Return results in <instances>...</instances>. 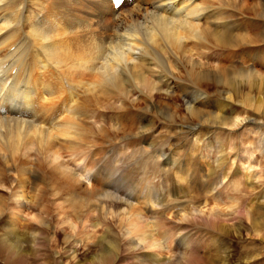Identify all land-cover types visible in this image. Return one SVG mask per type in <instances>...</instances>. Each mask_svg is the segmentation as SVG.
Masks as SVG:
<instances>
[{
    "label": "bare ground",
    "instance_id": "6f19581e",
    "mask_svg": "<svg viewBox=\"0 0 264 264\" xmlns=\"http://www.w3.org/2000/svg\"><path fill=\"white\" fill-rule=\"evenodd\" d=\"M163 84L181 87L180 94L165 90ZM211 85H217L212 93L208 89ZM192 88L198 90L191 91ZM158 96L176 103V97H180L186 104L188 118L197 123L189 132L203 141V145L190 149L179 159L188 173L186 186L193 187L191 195L188 191L174 198L171 195L174 207L169 214L178 212L173 218L186 226L180 241L197 242L199 239L188 230L196 225L210 228L215 235V244L203 254L198 248L191 249L189 241H178L182 251L175 264H233L237 243L231 239L240 242L252 238L242 228V218L247 219L253 233L262 225L264 212H256L254 199L251 203V196L245 194L259 193L254 182L261 178L263 168L257 176L250 172L252 161L244 163L239 151L225 154L223 144L233 151L238 148L232 141L235 133L227 143L215 136L212 145H216L217 160L210 166V138L214 136L210 133L223 126L234 129L242 125H254L264 133L257 117L236 115L239 106L254 108L258 113L264 110V0H124L118 8L112 0H0V187L8 191L17 183L10 200L13 208H6V200L0 198V223L9 214V222L0 225V264H61L60 260L69 258L66 247L70 243H81L91 257L76 260L74 252L66 264H129L134 255L137 261L132 264H166L161 256L170 247L158 240V234L155 236L152 231L156 223L149 219L162 221L170 202L162 206L163 202L155 201L160 193L155 197L157 193L141 194V190L135 194L134 189L126 188L121 193H128V198L135 201L131 205L113 194L120 180L117 176L113 180L119 161L113 142L142 135L151 140L160 127L146 118V113L169 121L176 113L175 107L160 108ZM116 103L119 108H115ZM132 109L139 114L143 131L133 129L135 124L129 113ZM101 110L105 115L120 110L119 118L130 120L117 127L111 118L110 124H99ZM199 128L206 129L208 138L198 137L195 132ZM152 144L145 147L149 151L139 147L130 151L125 158L129 160L124 163L127 165L121 166L122 179H134L135 173L140 174L149 165V160L157 168L161 160L164 167L176 168V158L164 155L163 149L157 151ZM261 147L264 148V140ZM248 154L253 157V151ZM83 157L85 161L79 167ZM111 162L115 163L113 167ZM40 172L49 178V191L58 202L55 209L62 221L60 227L67 226L66 232L62 230L64 247L58 253L49 247L59 243L56 236L48 241L49 207L43 205L34 224L31 217V222L26 218L22 203L32 198L26 195L29 174L36 179ZM228 193L237 196L240 203L230 205V201L218 199L230 196ZM196 201L197 206L188 207ZM139 203L141 206L137 207ZM98 209L104 215L110 210L112 216L121 217L120 224L103 229L102 237L93 243L86 242L101 225L89 213L86 222H81V216L85 210L92 215ZM68 213L72 215L70 219ZM22 220H27L29 232H21ZM201 229L197 231L200 239H212ZM143 248L153 253L143 255Z\"/></svg>",
    "mask_w": 264,
    "mask_h": 264
},
{
    "label": "rangeland",
    "instance_id": "374dc122",
    "mask_svg": "<svg viewBox=\"0 0 264 264\" xmlns=\"http://www.w3.org/2000/svg\"><path fill=\"white\" fill-rule=\"evenodd\" d=\"M241 2H243V0H241ZM244 31H245L244 25L241 23V32H244ZM155 81H158V80L155 79ZM169 85L170 84H167V85L163 84L162 87L165 90L169 91V92H176V93H179L180 94L181 87H179V88H177V87L176 88H173L170 85L171 86V88H170ZM190 88H189V90H190ZM216 88H217V85H215V86L214 85H211V86L208 87L209 92H211V93L214 92V91H216ZM176 89H177V91H176ZM185 90H187V89H185ZM193 90H198V89L192 88L191 91H193ZM191 91H187L188 94H190ZM252 94H253V96L255 95L254 92ZM243 96L244 95H241V98ZM157 98L159 100L158 106L160 108H164V106L175 107V111H176V113H174V116L175 117L172 116V119H170L171 121H169V119L166 118V117H163V120H160L155 113H146V115H148V116H146V118H150L151 122L154 123L155 126L160 127V129L158 130V132L154 135V137L151 140L148 138V136L142 135L143 137H141V138L135 137L133 139L125 140L123 142H118L117 140H115L113 142V144H115L113 146L117 147V149L115 151L118 154L117 159H119V161L117 162V166H116L115 172L116 171L120 172V174L118 172H116L117 175L114 174V176H113V178H114L113 180H115L116 178L117 179L118 178L120 179L117 182V185H116V188L117 189H115L113 191V194L119 200H121V201L123 200V201L131 204V203H135V201L131 200L132 198H128V193H125V195L122 194L124 192V190L126 188H127V190L134 189L132 191L135 194L140 193V191L142 190L141 191V194H143V193L145 194V192H146V194H147V192H152L151 194L153 196H155V194L157 193L155 197H158V194L160 193L162 196L159 194V198L155 199V201H157V202L158 201L163 202V203H160V205H162V206L165 203H167L168 201L170 202V205L171 206H170L169 209H167L165 211V215L161 218V219H163L162 221H159V220L153 219V218L152 219H149V221L151 223L152 222L156 223V227L155 228H152V231L155 234V236H156V234H158V237H157L158 240L159 241H165L167 243V246L170 247V249L163 250V256H161V259L164 260L166 262V264H175L178 261V259L176 258V257H178V253H180V251H182V249H178L179 248L178 243L179 242H185L187 244L189 240H187V241H180L182 239V237L185 236L184 233H186V230H183L182 228H185L186 226H183L182 227L180 225V223H179L180 221L178 219H176V218H173V216H175L178 212H176L174 214H172V213L169 214V211H173V210H170V209H172L174 207L173 206V201H172L173 198H174V195L177 196L179 193L181 194L182 192H185V191L186 192L188 191L187 193H189L191 189H192L191 190L192 192H190V193H193V187L190 189V187H187L186 186L185 177H186V175H188V173L185 172V170L181 167V161H179V159L184 158L185 155L189 152L190 149L196 148L197 146L200 147L201 145H203V141L202 140H198L196 138V136H193V133L192 132H189V130H190L189 128H195L197 126V123H196V121H193V120H191V119L188 118V113L186 111V104L184 103V101L180 97L179 98L181 100L178 98V96L176 97L177 98V103L175 101H172V102L171 101H168V99H165V98H160V96H158ZM118 106H120V104L116 103L115 104V108H119ZM133 110L135 111V109H132V110H130L131 112H129L130 115L133 116L132 118H133V121H134V124H135L133 126V129H135V130L141 129L143 131V129L141 128L142 126L139 123L140 122L139 121V119H140L139 114L136 113V112H132ZM120 112H121L120 110H118V111H112V112H109V114L107 113V115H108L107 116V115H105L106 112H104V111L101 110L99 112V115H98L99 117L97 119V122L99 124H105V123L110 124V122H111L112 125H114L115 127H117V125H120L119 123L128 122L130 120L129 117H128L129 119H125V118L124 119H121V118H119L120 117ZM135 113L138 114V115L136 116ZM256 114H257V116H256ZM236 115H238V116H240L242 118H247V116H251V118L257 117L255 119L260 123V126L264 129V126H263L264 125V116H263L264 115V110H262L261 112L258 113V111L256 109H254V108H247L245 106L244 107L239 106V107H236ZM109 118L112 119L110 122H109V120H110ZM107 119H108V121H107ZM120 120H121V122H120ZM93 121H95V118H92L91 119V123H93ZM184 125H186L188 127L185 128ZM143 128H146V125H144V123H143ZM255 128L256 127L254 125L253 126H248V127L247 126L243 127V125H242V126H238V128H234V129H232V128L231 129L230 128H226L225 126H223L222 129H219V128L217 129L216 128V130H214V131L211 130L212 133H210L211 131L208 130V133H210L211 135H214V136H212V138H210V139H212L211 140V145H212V141H215L214 139H216L215 136L218 137V138H220L219 141L224 142V143H227L226 140H228L229 137H231V134L232 133H235V135H234L235 138L232 141H233L234 146H236V147L238 146V148H237L238 150L237 149H236V151L230 150L229 147L227 148L226 145L223 144L225 146L224 147L225 150H227L225 152V154L228 155L227 153H229L231 155H234L235 152L237 153V151H239L240 153L238 152V154L241 155V158H243V162L244 163H247V162L250 163V161H252L253 167L250 168V172H253V173L255 172L254 174H256L257 176L260 175L261 170L263 168V172L260 175L261 178L260 177H257V181L254 182L258 186V191H259V193L257 194L258 196L257 195H254L253 192L252 193L246 192V194H245V196H248V194H249V196H251L250 202H251V200L254 199L253 200L254 202L252 201L253 203L252 202L251 203L252 204H255V206L258 208L257 209L258 211H256V212H258L260 214V213H263L264 212L263 211L264 210V176H263V173H264V159L262 157L264 155L263 154L264 153V148L261 147L262 141L264 140V133L261 132V131L258 132L257 131L258 129H255ZM195 133L198 135L199 138H202L203 139V138H206L207 137L206 134H205L206 133V129H204V128L197 129V132H195ZM248 140H249V142H247ZM147 144H152L153 147H155L157 151H159V150H160V152L164 151V153H165L164 155H168V156L170 155L171 158L172 157H175L176 160H174V161H176V168H173L172 169L169 165L168 166L165 165V167H164V165L161 162L162 160L159 161L162 165L161 164L158 165V168H157L156 167L157 165L156 166H153L152 164H154V163L149 160V165L146 166L143 169V171H140V174L135 173L134 179H136V177L138 176L137 177L138 181H137V179L135 181H133L134 180L133 179V176H132V179H130V180L122 179L123 173H121L122 172L121 169H122V167L124 165H127V164H124V163H126V161H129V160H125L126 156H128L130 154V151L133 152L134 149L137 148V147H139L141 149L143 148V150L146 149L147 151H149L147 149L148 148L147 147ZM125 146H127V147H125ZM145 147H147V148H145ZM255 147L257 148V150H256ZM158 148H160V149H158ZM215 150H216V145L213 144L212 145V152H211L212 154L209 156L211 160L208 157H207L208 159L206 158L207 159L206 161H209L210 160L209 163H208V164H210V166H213V161H216L217 160ZM242 150H243V152H242ZM244 150H246L247 152H244ZM248 151L250 153H252V151H253V157L248 154L249 153ZM258 155L261 158H259ZM255 160H256V162H255ZM258 160H259V162H258ZM84 161H85V157H83L81 159V163L79 164L80 165L79 167H82V165H83L82 163H84ZM121 161H123L122 162L123 164L121 163ZM261 161H262V163H261ZM151 162H152V164H151ZM230 162H231V160H230ZM243 162H241V164H243ZM118 163H120L121 165L119 164V166H118ZM114 164L115 163L111 162L112 167L114 166ZM230 165H231V163L228 164L227 168H229ZM161 166L163 168H161ZM154 167H156V168H154ZM69 168H71V167L69 166ZM72 168L76 169L74 167V165H72ZM132 168H133V165H132ZM148 168H149V170H148ZM152 168H153V171H152ZM166 168H168L169 171ZM80 169L81 168H79L77 172H79ZM146 169L148 171H144ZM162 169L163 170L166 169V171H168L167 172L168 174L165 173L166 171L164 172ZM155 170H156V172H155ZM81 172H82V170H81ZM144 172H145V174H144ZM150 172L152 174L154 173L155 175H157L156 178ZM38 174L39 175L36 176L37 177L36 179L34 178L33 175L29 174V178L30 179H29V182L26 185V187H27V189H26L27 194L26 195L29 196L30 198L31 197L32 198L31 199H28V201H26V200L23 201L22 200V203L24 202V204H25V208H26L25 214L27 213L26 214V218H28V220L30 222H31V219H29L30 217L32 218V221H33V219H34V221H36V218L35 217L38 216L39 213L42 211V208L44 207L43 205H47L49 207V211H50V214L49 215L51 217H48V216L46 217V218H50V220H51V224H50L51 227L49 228L51 230L48 233V241H51V239H53L56 236L57 242H59L58 244L49 245V247L52 246L53 248H55V252L58 253V252H60L59 249H61L62 247H64L63 246V242H62V239H63V235H62L63 234L62 233L63 231L62 230L64 229V232H66L67 226L65 227L63 225L64 227H62V228L60 227V225L62 226V221H61L60 216L57 214L56 209H55V205H57L58 202L55 200L56 197H54V193H52V192L49 191V185L47 184V181H49V178H45L44 177V174H45L44 172H40ZM148 176H150L151 178L148 177ZM153 176H154V178H152ZM80 177H81L82 180L85 181V183H88L89 182V180L86 181L88 178H85V177L83 178L82 176H80ZM143 177H145V178H143ZM242 177L243 176H241V179L244 180L245 177L244 178H242ZM44 178H45V180H44ZM140 178L141 179L143 178V179L141 180ZM9 180H10V178H9ZM15 181H16V179H15ZM121 181H123V182H121ZM140 181H141V184L144 183V184H142L143 187L144 186L146 187V185H147V187H146L147 188V191H145L146 190L145 187L143 188L141 186ZM119 182H120V184H118ZM145 182H147V183L145 184ZM137 183H138L139 186L137 185ZM148 183H149V185H148ZM128 184H129V186H128ZM131 184H133L134 187L133 186L130 187ZM16 185H17V183H15L14 186L10 190H8V191H7V189H4L3 190L0 187V198L6 200V203H7L6 208H13L12 201L10 202V200L12 199L13 193L17 189V186ZM126 185H127V187H126ZM222 186L223 185L219 186V189ZM249 186H251V185H249ZM128 187H130V188H128ZM121 188H123V189H121ZM150 188H151L152 191L150 190ZM122 190H123V192H122ZM260 190H262V191H260ZM118 191H120V192H118ZM136 191H137V193H136ZM250 191H252V190H250ZM190 193H189V195H191ZM228 194H230V196L229 195L224 196V197H221L220 196L218 199L220 201H225V202L230 201V202H228V203H230V205H237L238 203H240V202H238L239 200H238V197L237 196H235L232 193H228ZM251 194L254 195V196H252ZM169 195H170V197H169ZM171 195H172L173 198L171 197ZM189 195L187 196V199L190 201ZM196 195L199 196L200 195V192L198 194H196ZM183 196H181V197H183ZM192 196H195V195H192ZM155 197H153V198H155ZM241 198L244 200V196L241 195ZM256 198L258 200H256ZM42 199L44 201H41ZM34 200H36V201H34ZM37 200H38V203H39V206L38 207H37L38 203H36ZM248 200L249 199H247V201ZM32 201H33V204H31ZM231 201H234V202H231ZM225 202H220V203L222 204V203H225ZM53 203H55V204H53ZM197 204H198V201H196V202H190V204H189L188 207L197 206ZM131 205H134V204H131ZM139 206H141V203H139L137 205V207H139ZM248 206L250 208V205H248ZM124 207L125 206H122L123 209H124ZM210 207H212V204L210 205ZM260 207H262V209ZM122 208L120 206V209H122ZM111 209H113V208H110V210ZM99 210L100 209L96 210L94 213L92 212V215H91V212H88V210H85L84 212H85V215L86 216L85 215L84 216H81L82 217L81 218V222H86L88 220V216H87L86 213H89V216L91 218H93V220L95 219L96 222H97V224L101 225V226H98V229L96 230V231H98L99 234L97 233L96 235H94V234L91 235L92 238L90 240H86V242H92L93 243L98 238H101L102 237V235L104 234L103 229L105 230L108 227L109 228H116V226L118 227L119 224H120L119 223V218H121V217H118L117 218L115 216H112L111 214H109V213H111V212H109L110 210H108L107 215H104V212L99 213ZM204 210H208V208H205ZM113 211L118 212V210H113ZM28 213H29V215H28ZM68 215H69V219H70L71 216H72L71 213H68ZM156 217H158V215H156ZM242 217L243 216H241V218ZM8 218H9V214L6 213L4 215V217L2 218L1 221H3V223H5V222L8 221ZM244 218H242V221H241L242 224H244V225H242V228H246V230L248 231V233L251 234V237L252 238L249 237L246 240H243V241H240V242L238 241L239 243L237 242V240L231 239V240H234V242L237 243L235 245V248H236L235 254H237V258H235V262H233V264H264V218H262L260 220L261 223H262V225H260V228L261 229L258 228L257 229V232H254V233L250 229L251 228L250 227L251 225L247 222V219L246 218H245L246 221H244L245 220ZM72 220H74V218H72ZM25 221L26 222H23V220H22L21 223H19L20 230H21L22 233H24L22 230L26 229L29 232V229L31 228L30 226L27 225V220H25ZM34 221H33V223L35 224ZM110 222H112L111 225H108V224H110ZM3 223L1 222L0 225H2ZM106 225H108V226L106 227ZM193 227L189 228L188 230H191V233H194V236L197 237L199 240L197 242H191V241H189L190 242L189 243V247L191 249H197L198 248L199 249V254H203V252H204L205 249L211 248V246H213L215 244V241L213 240V237L215 235H214L213 231L210 228L206 227V226H203V225L202 226L201 225H198L197 226L196 225V226H193ZM201 228H205V230H202ZM58 229H60V230L57 231ZM80 229H81V227H80ZM200 229L202 230V232L204 234H207L208 233L207 235H209L212 239H200V237L197 236V233L199 232L198 230H200ZM188 232H190V231H188ZM117 233H118V231H117ZM256 234H257V237H256ZM159 236H161V237H159ZM95 237H96V239H95ZM166 237H168L167 240H166ZM179 245H180V243H179ZM196 246H198V247H196ZM66 250H69L70 251L69 252V254H70L69 255V258H66V259L63 258L62 260H60L61 264L68 263V261H70V259L72 258V255L71 254H73L74 252L76 254V257H75L76 260L81 259L84 256H87L89 258L91 257V254H88V251L85 252V249H84V247L81 246V243H70L66 247ZM72 250H73V252H72ZM97 251H99V249H96V252ZM141 252H143V255L144 254H152L153 253L152 251H147L144 248L141 249ZM174 254H177V255L174 256ZM135 257H137V255H134V258H132L131 260H129V264H132L133 262H136L137 261V260H135ZM58 260H59V257H58Z\"/></svg>",
    "mask_w": 264,
    "mask_h": 264
}]
</instances>
